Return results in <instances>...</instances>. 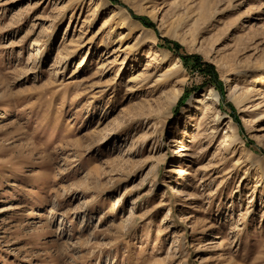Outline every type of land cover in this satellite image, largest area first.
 Returning <instances> with one entry per match:
<instances>
[{
	"label": "rangeland",
	"instance_id": "rangeland-1",
	"mask_svg": "<svg viewBox=\"0 0 264 264\" xmlns=\"http://www.w3.org/2000/svg\"><path fill=\"white\" fill-rule=\"evenodd\" d=\"M261 74L264 0H0V264H264Z\"/></svg>",
	"mask_w": 264,
	"mask_h": 264
},
{
	"label": "bare ground",
	"instance_id": "bare-ground-1",
	"mask_svg": "<svg viewBox=\"0 0 264 264\" xmlns=\"http://www.w3.org/2000/svg\"><path fill=\"white\" fill-rule=\"evenodd\" d=\"M113 17L109 21L106 22L105 26L103 27L104 28L103 30H105L106 28H109L111 26V23H113L112 20H114V19H117V18H122L124 20L132 19L131 14L125 8H122L121 11H118L117 13H115L113 15ZM160 30L161 29L159 28V32H160ZM177 68H179V66L176 65L170 71H175ZM254 82H255V86L264 87V74H261L259 77H257L254 80ZM207 98L213 102L219 101L218 93L215 91H212V90L209 92ZM208 108L213 109L212 106H208ZM104 111H105V109L100 110V112H104ZM226 136H227L226 137L227 142L233 141V142L237 143L240 141L238 134L235 132V128H233V134L229 135V133H226ZM126 196L127 195H123L122 197H119V199H117V201L115 202L114 210H116L117 208H119L121 206V204L123 203Z\"/></svg>",
	"mask_w": 264,
	"mask_h": 264
},
{
	"label": "trees",
	"instance_id": "trees-1",
	"mask_svg": "<svg viewBox=\"0 0 264 264\" xmlns=\"http://www.w3.org/2000/svg\"><path fill=\"white\" fill-rule=\"evenodd\" d=\"M195 59L199 60V58H195Z\"/></svg>",
	"mask_w": 264,
	"mask_h": 264
}]
</instances>
